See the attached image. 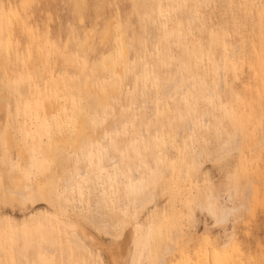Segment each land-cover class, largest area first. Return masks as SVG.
<instances>
[{"label": "rangeland", "instance_id": "obj_1", "mask_svg": "<svg viewBox=\"0 0 264 264\" xmlns=\"http://www.w3.org/2000/svg\"><path fill=\"white\" fill-rule=\"evenodd\" d=\"M125 39L138 44L126 61ZM87 89H115L113 104L101 107ZM0 93L19 96L0 129V168L17 171L18 148L26 172L32 159L47 165L51 140L73 135L79 105L96 126L114 122L113 151L102 164L116 163L117 154L123 182L140 170L131 162L135 152L148 167V184L165 168L155 200L132 220L147 234L137 264H264V0H0ZM54 99L57 111L49 110ZM64 104L76 108L66 115ZM90 150L80 155L87 164ZM92 178L68 191L61 179L57 209L0 203V264H109L80 233L87 250L75 249L51 218L100 216L88 187L102 193L104 186ZM129 198L121 205L132 217ZM209 199L234 208L222 225L203 207ZM81 224L105 246L124 244V264L131 263V226L112 238Z\"/></svg>", "mask_w": 264, "mask_h": 264}, {"label": "bare ground", "instance_id": "obj_2", "mask_svg": "<svg viewBox=\"0 0 264 264\" xmlns=\"http://www.w3.org/2000/svg\"><path fill=\"white\" fill-rule=\"evenodd\" d=\"M150 40L152 41L151 34ZM131 48L135 50L138 49L137 40L133 39L129 42L125 39L121 45L124 61H126L127 53ZM67 70L77 71L78 69L73 67L67 68ZM23 87L20 86L19 90L27 100L29 97L25 90V86ZM86 92L92 98H95L99 105L104 108L113 104L112 95L116 93V90L105 89L102 93H99L96 90L87 89ZM18 98V94H15V97L11 99L7 93H0V113L4 115L0 118V129H3V127L7 125L10 116L9 107L13 104V101L15 99L18 100ZM49 104L51 106L49 107V110L52 108V110L57 111V106L59 105L58 99L51 100ZM41 108L45 112L48 111L46 106L42 105ZM75 108L76 107L73 106V104H64L63 113L70 115V111L73 112V109ZM78 110L79 118L73 122V135L69 137L62 136L59 139L51 140L47 165H37L34 159H32L30 170L29 172H26L23 169L25 152L23 149L18 148L17 152L20 157V163L17 167V171H15L17 174L7 167L0 168V203H3V205H10L17 202L22 205L27 202L31 204H41L45 202L46 205L48 204L54 209H57L63 196L59 189L61 179H64L65 190L68 191L72 188L73 182L82 181L86 176H88V178H92L91 175H93L91 181L93 183L97 182V184L99 182L102 186H104L102 193H95L94 189L88 187L89 193L93 197L95 196V199L97 200V206L100 208V216L76 213L73 214L75 217L72 218L68 216L62 219L56 215H53L51 218L56 220L59 227L65 232L67 241L75 249L83 251L87 250L86 246L75 236L76 233H80L86 238L92 239L96 245L100 246L106 252V256H108L107 259L110 262L109 264H124L126 253H128L126 252L127 248L125 249L124 244L119 243H117L114 247L105 246L97 238L98 236L96 237L92 233L88 232L81 223L89 222V224L91 223L96 230L100 231L99 233L103 232L104 234L110 235V237L112 236V238H118V236L121 237V235L124 234L123 229H125V227L130 228L131 226L130 230H127L131 234L130 240L132 239L131 242L133 247L130 264H137L138 257L147 240V234L144 233L143 229L138 224L132 225V220L136 219L138 215L146 209L147 205L150 204L151 201L155 200L154 190H156V186H158V183L161 182L166 175V170L160 164L157 168V179L151 184H148V177L150 174L148 167L141 164L142 158L135 152L131 155V162L139 163L140 170L138 174L128 180L129 182L127 181V184L123 182L122 173L116 165L119 164L117 154H115L116 163H109L106 160V164H102L104 156H110L113 151L111 141L114 136L112 133L114 122L109 121V125H107L108 123H105L103 126H96L84 115L83 105H79ZM185 127L187 126L183 125L182 130H184ZM105 136L110 137V141H103ZM10 138V135L6 136L7 144ZM170 141L161 146L159 153L160 160L168 154V148L171 146ZM89 144L93 146L95 150H90L87 154L88 156L86 157H89L90 159L92 158V160L88 161L89 164H87L85 159L80 158V155ZM64 151H68L71 157H66ZM148 155H154V152H147L144 154V157H147ZM226 155H228L227 151L224 153L222 152L216 160H225ZM105 165H108L109 171L112 175L111 177L108 175L109 172L105 171ZM191 174L193 173L190 172L189 176ZM136 184L142 187L139 192L133 188ZM120 192H123V195H120ZM104 194H106V196H104ZM128 194H130L131 198H129V200L133 204L134 216L132 217V214L129 215L128 208H123L121 205V200L123 198H127ZM229 195H232L231 192H229ZM203 207L212 216L217 225H222V223L226 222L234 211V208L231 207L225 208L218 206L216 199H209ZM157 216L158 214L155 212L152 219ZM118 224L121 225V230L118 235H114L112 233L113 228L118 226ZM114 240L116 241V239ZM32 258L33 254H30L29 260ZM19 264H25V261L20 259Z\"/></svg>", "mask_w": 264, "mask_h": 264}]
</instances>
